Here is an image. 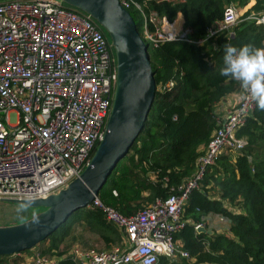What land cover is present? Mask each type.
Listing matches in <instances>:
<instances>
[{"label": "built area", "instance_id": "obj_1", "mask_svg": "<svg viewBox=\"0 0 264 264\" xmlns=\"http://www.w3.org/2000/svg\"><path fill=\"white\" fill-rule=\"evenodd\" d=\"M148 1L118 0L123 8L140 14L138 34L147 48L171 40L202 43L188 38L189 29L181 18L167 20L146 11ZM239 9L226 3L221 17L207 28L205 39L230 35ZM247 19L264 26V11L251 12ZM115 82L113 48L88 14L60 0L0 2V200L45 198L79 175L104 133ZM173 84L170 79L157 89ZM253 105L243 89L237 103L216 118L191 174L169 186L164 198L156 197L123 215L95 196L86 207L98 209L120 232L119 244L103 249L75 244L67 255L75 264H159V256L192 260L174 238L183 225L184 205L219 156L233 163L242 151L246 139L236 131ZM200 227V222L193 225L196 231ZM37 249L6 256L2 264H56L57 256Z\"/></svg>", "mask_w": 264, "mask_h": 264}, {"label": "trees", "instance_id": "obj_2", "mask_svg": "<svg viewBox=\"0 0 264 264\" xmlns=\"http://www.w3.org/2000/svg\"><path fill=\"white\" fill-rule=\"evenodd\" d=\"M249 1L147 2L146 11L163 15L167 20L180 15L183 26L189 29L188 38L203 41L197 45L171 40L147 48L155 82L153 101L142 130L96 195L103 205L123 215L132 214L154 198H164L169 186L179 184L191 174L216 127L213 106L241 86L239 81L220 75L225 46L239 48L252 44L264 48V26L247 19L251 12L264 11V0H252L230 35L220 33L205 39L206 30L221 17L226 3L242 8ZM127 11L139 28L140 14L133 8ZM170 79L174 83L171 88L157 89L158 84ZM236 135L245 137L246 145L233 163L223 155L210 166L200 189L190 191L182 214V228L174 234L193 264H264V110L255 101ZM210 184L218 188L216 197L208 194ZM208 213L227 219L226 233L208 235L193 229L195 222L201 223ZM72 221H79L106 247L121 237L98 209L76 210L38 243H46L40 252L57 256L56 264H75L61 246L70 235ZM5 257L0 256V264ZM158 262L190 264L185 258L169 261L162 256Z\"/></svg>", "mask_w": 264, "mask_h": 264}, {"label": "water", "instance_id": "obj_3", "mask_svg": "<svg viewBox=\"0 0 264 264\" xmlns=\"http://www.w3.org/2000/svg\"><path fill=\"white\" fill-rule=\"evenodd\" d=\"M88 14L108 33L116 65V82L102 138L88 165L64 188L38 199H2L44 208L15 224L0 225V256L28 250L52 233L74 211L85 208L123 158L143 128L153 101L155 82L147 45L127 9L118 0H60ZM197 231L210 233L200 227Z\"/></svg>", "mask_w": 264, "mask_h": 264}, {"label": "clouds", "instance_id": "obj_4", "mask_svg": "<svg viewBox=\"0 0 264 264\" xmlns=\"http://www.w3.org/2000/svg\"><path fill=\"white\" fill-rule=\"evenodd\" d=\"M224 67L220 75L239 81L260 110H264V48L231 44L224 49Z\"/></svg>", "mask_w": 264, "mask_h": 264}, {"label": "rangeland", "instance_id": "obj_5", "mask_svg": "<svg viewBox=\"0 0 264 264\" xmlns=\"http://www.w3.org/2000/svg\"><path fill=\"white\" fill-rule=\"evenodd\" d=\"M2 1H5V0H0V2ZM243 8L239 9V16L242 14L241 11ZM176 18H181V17L179 15V16H176ZM176 20L177 19H175V21ZM101 28L110 42L108 33L104 30L102 26ZM207 187L208 188L211 187V189L207 190L208 194L216 197L218 193V188L212 184L208 185ZM43 208H44L43 206H29V205H24L20 203H13L9 201H0V225L20 223L30 218L34 214L38 213ZM223 217H224L223 215L218 214L219 221H222ZM69 228H70V235L66 237L64 242L61 244V246L66 249V254L69 251L70 247L75 244L81 245L84 247H92L96 249L106 248L103 242H101L100 239H98V237L95 234L89 232L86 228H84L83 225L79 223V221H72ZM117 243L118 242L113 243L111 244V246L118 245L119 243L118 244ZM45 245L46 243L36 244L34 247L38 248L37 250L40 251L41 247H44ZM48 255H51V254H48ZM179 259H181V257L177 256L175 258L176 261ZM186 260L190 264H193L192 260L190 259L189 260L186 259Z\"/></svg>", "mask_w": 264, "mask_h": 264}, {"label": "crops", "instance_id": "obj_6", "mask_svg": "<svg viewBox=\"0 0 264 264\" xmlns=\"http://www.w3.org/2000/svg\"><path fill=\"white\" fill-rule=\"evenodd\" d=\"M252 3L253 1L250 0L244 6V8L242 7L243 9L241 12L245 11ZM242 93H243V88L240 86L238 90L233 91L223 96L213 106V113H214L215 118H220L224 116L226 111L237 103ZM211 197H214V196H211ZM201 224H202V228L210 232V233L205 232L206 234L209 235V234H212L213 232L214 233H226L228 221L224 217L222 221H219L218 214L208 213L202 217Z\"/></svg>", "mask_w": 264, "mask_h": 264}]
</instances>
